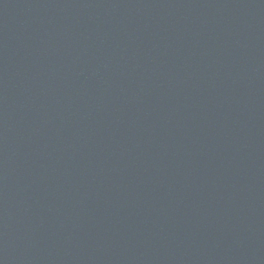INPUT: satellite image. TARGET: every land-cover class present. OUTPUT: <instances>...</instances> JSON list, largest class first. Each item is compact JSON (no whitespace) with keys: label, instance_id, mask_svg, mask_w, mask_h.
<instances>
[{"label":"water","instance_id":"water-1","mask_svg":"<svg viewBox=\"0 0 264 264\" xmlns=\"http://www.w3.org/2000/svg\"><path fill=\"white\" fill-rule=\"evenodd\" d=\"M0 264H264V0H0Z\"/></svg>","mask_w":264,"mask_h":264}]
</instances>
